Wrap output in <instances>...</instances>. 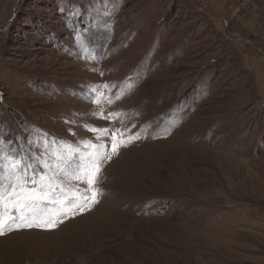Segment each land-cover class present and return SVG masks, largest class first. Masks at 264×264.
<instances>
[{"label": "rangeland", "instance_id": "1", "mask_svg": "<svg viewBox=\"0 0 264 264\" xmlns=\"http://www.w3.org/2000/svg\"><path fill=\"white\" fill-rule=\"evenodd\" d=\"M85 126L140 137L0 264H264V0H0V134L111 152Z\"/></svg>", "mask_w": 264, "mask_h": 264}, {"label": "snow or ice", "instance_id": "2", "mask_svg": "<svg viewBox=\"0 0 264 264\" xmlns=\"http://www.w3.org/2000/svg\"><path fill=\"white\" fill-rule=\"evenodd\" d=\"M133 84L129 78L126 84L97 85L91 89L89 99L97 104L104 99L112 103L127 95ZM101 88L118 90L105 97ZM124 115L110 114L113 118ZM85 127L96 133L98 140L110 136L111 152L108 145L91 140L81 141L82 149L68 141L55 138L49 141L46 137L28 141L26 145L24 141L12 142L0 134V236L34 226L53 228L56 226L51 219L53 215L67 218L69 213L84 212L98 203L102 189L96 183L104 163L118 153L120 146L139 139L140 133L128 135L131 129L111 132L95 126ZM34 148L40 150L36 152ZM75 182H84L88 187L81 192L78 186L73 187Z\"/></svg>", "mask_w": 264, "mask_h": 264}, {"label": "built area", "instance_id": "3", "mask_svg": "<svg viewBox=\"0 0 264 264\" xmlns=\"http://www.w3.org/2000/svg\"><path fill=\"white\" fill-rule=\"evenodd\" d=\"M235 12H236V11H235ZM235 12H234V13H235ZM237 12H238V11H237ZM235 14H236V13H235Z\"/></svg>", "mask_w": 264, "mask_h": 264}]
</instances>
